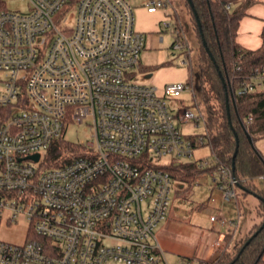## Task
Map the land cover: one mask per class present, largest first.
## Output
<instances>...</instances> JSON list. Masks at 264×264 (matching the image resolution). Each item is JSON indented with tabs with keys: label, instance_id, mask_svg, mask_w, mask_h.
Returning <instances> with one entry per match:
<instances>
[{
	"label": "built area",
	"instance_id": "obj_1",
	"mask_svg": "<svg viewBox=\"0 0 264 264\" xmlns=\"http://www.w3.org/2000/svg\"><path fill=\"white\" fill-rule=\"evenodd\" d=\"M29 3L21 12L0 0V225L28 222L23 242L0 238V264H169L156 237L174 183L164 167L209 145L205 111L197 104L174 112L169 99L192 90L188 83L159 89L126 78L146 42L129 0ZM69 4H76L75 22L66 34L54 16ZM170 4L147 1L150 12ZM175 47L189 48L182 27ZM263 89L261 65L237 92ZM68 122L89 126L92 139L49 165L46 154ZM187 122L203 123L205 133L185 134L179 124ZM213 154L216 168L204 171L211 186L237 200L240 179ZM165 157L171 162L153 164ZM211 221L219 250L237 222L219 215Z\"/></svg>",
	"mask_w": 264,
	"mask_h": 264
},
{
	"label": "rangeland",
	"instance_id": "obj_2",
	"mask_svg": "<svg viewBox=\"0 0 264 264\" xmlns=\"http://www.w3.org/2000/svg\"><path fill=\"white\" fill-rule=\"evenodd\" d=\"M129 1L134 7L135 28L145 34L146 42L140 55L139 67L128 71L126 78L159 89L166 84L187 83L193 78L192 90H185L179 97L169 99L170 105L175 108L174 112L184 107L197 109V104L205 110L198 78L199 41L185 0H171L172 4L155 12L148 11V0ZM6 4L8 9L21 12H28L30 6L29 0H6ZM75 10L76 4H69L54 16L57 26L66 34L72 32ZM179 25L185 32L189 48L175 47L176 27L179 28ZM193 124L187 122L179 126L185 134L205 133L203 123L198 127ZM62 139L75 143L85 142L92 139V131L86 124L68 122ZM213 156V151L207 144L195 150L192 161L207 160L211 165L214 161ZM153 162V164H167L171 159L165 157ZM37 165L40 166V163ZM210 183V176L202 172L197 176L195 184L186 191L182 190L188 187L187 184L174 180L168 216L156 231V237L165 249L169 264H185L181 261L184 259L182 257L184 254L197 257L210 255L211 239L215 235L217 237L210 220L212 214L222 215L228 220H236V229L232 227L227 231L230 238L234 233L236 239L246 236L254 223L259 220L256 209L260 200L257 196L252 193L244 194L242 188L238 186V202L235 199L228 201L223 191L212 187ZM257 184L261 186L262 182ZM27 230V221L2 223L0 238L20 243L24 241Z\"/></svg>",
	"mask_w": 264,
	"mask_h": 264
},
{
	"label": "trees",
	"instance_id": "obj_3",
	"mask_svg": "<svg viewBox=\"0 0 264 264\" xmlns=\"http://www.w3.org/2000/svg\"><path fill=\"white\" fill-rule=\"evenodd\" d=\"M256 1L192 0V7L190 1L185 0V4L189 8L192 26L199 41V89L207 117L209 145L217 161L230 167L234 176L240 179L239 186L245 194L256 193L264 198V179L262 186L255 181L259 175L264 174V157L256 145L258 140L264 138V89L247 94L237 92L241 80L254 68L264 65V26L261 32L262 44L258 48H246L237 41L240 22L247 14V9ZM228 4H231L230 8H227ZM239 66L241 69H238ZM224 82L235 93V104L230 98L229 109ZM187 83L193 85V78ZM247 134L252 137L258 153ZM78 147V144L61 138L46 154L49 165H59L70 151ZM203 161L190 160L164 168L174 180L187 184L188 187L182 190L186 191L195 184L199 173L213 170L218 164L201 167ZM256 213L260 221L252 226L246 236L233 241L229 235L226 236L230 244L217 260H186L190 264H264V253L260 256L264 249V227L246 245L264 222L263 200H260Z\"/></svg>",
	"mask_w": 264,
	"mask_h": 264
},
{
	"label": "crops",
	"instance_id": "obj_4",
	"mask_svg": "<svg viewBox=\"0 0 264 264\" xmlns=\"http://www.w3.org/2000/svg\"><path fill=\"white\" fill-rule=\"evenodd\" d=\"M147 9H148V7H147ZM263 26H264V0H257L253 5H251L247 9V14L242 18V20L240 22L239 30H238V35H237V41L242 46H244L246 48H250V49H256V48H258L262 44L261 32H262ZM256 145H257V148L261 151V153H262V155L264 157V138L258 140L256 142ZM211 171L212 170H210L208 172H211ZM202 174H205L207 176H210L211 182H212V177H211L210 174L205 173L204 171L202 172ZM258 177L256 178L255 181L256 182H262V180L259 179ZM259 180H261V181H259ZM210 185H212V184L210 183ZM243 193H244V191H243ZM236 201L238 202V198H237ZM212 215H215V214H212ZM210 220H211V217H210ZM258 221H260V217H259V220ZM258 221H256V222H258ZM214 226L215 225L213 223V226L212 227H213V230L215 231V234H217V237H215L216 236L215 235L211 239L210 246H209V248H210L209 249L210 250L209 254L210 255L207 256V257H205V256L197 257V256L185 255L184 254V255H182V257L184 259H181V261H183V263H185V261H186L187 258H192L194 260V262H200V261H209V262L211 261L212 262V261H215L222 254V252L229 246L230 242L226 239V235H228L227 234V231L228 230L225 232V237L224 238L221 237L222 240H223L222 241L221 248L219 250H217L216 248H214L212 246V243L216 239H218L219 238V235H220V232H218L217 230H215L214 229ZM231 238H232L231 241H233L234 239H236V238H234V233L232 234V237ZM199 243L201 244V240L199 241ZM160 244H161V242H160ZM162 248H163V246H162ZM164 251H165V249H164ZM165 254H166V252H165ZM201 255H203V254H201Z\"/></svg>",
	"mask_w": 264,
	"mask_h": 264
},
{
	"label": "water",
	"instance_id": "obj_5",
	"mask_svg": "<svg viewBox=\"0 0 264 264\" xmlns=\"http://www.w3.org/2000/svg\"><path fill=\"white\" fill-rule=\"evenodd\" d=\"M190 1V3H191V5H192V7H193V3H192V0H189ZM195 14H196V16H197V13L195 12ZM198 22H199V26L201 27V23H200V21L198 20ZM204 43H206L205 42V40H204ZM223 81H224V78H223ZM224 85H225V88H226V93H227V102H228V109H229V107H230V103H229V99L231 98L232 99V102L235 104V93H234V90L226 83V82H224ZM228 115H229V118H230V110L228 111ZM230 122H231V120H230ZM241 123L243 124V122L241 121ZM232 127H233V125H232ZM236 135V138L238 139V136H237V134H235ZM247 136H248V139H249V141L252 143V145H253V147H254V149H255V151L257 152V149H256V147H255V144H254V142H253V139H252V137L249 135V134H247ZM236 152H237V150H236ZM258 153V152H257ZM260 155V154H259ZM30 158H32V159H34V160H38L39 159V154H34V155H31V156H29ZM260 157H262L261 155H260ZM255 196H257L260 200H263L264 201V198H262L260 195H258V194H256V193H253ZM264 227V222H263V224L261 225V227L248 239V241L246 242V245L253 239V237H255L258 233H259V231H261L262 230V228ZM263 253H264V249H263V251L261 252V254H260V256H262L263 255Z\"/></svg>",
	"mask_w": 264,
	"mask_h": 264
}]
</instances>
